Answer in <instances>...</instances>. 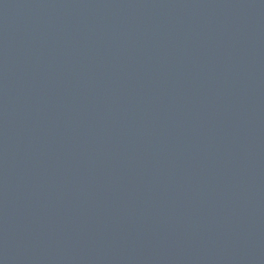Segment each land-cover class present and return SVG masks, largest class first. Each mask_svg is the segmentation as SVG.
I'll return each instance as SVG.
<instances>
[{"label": "water", "instance_id": "95a60500", "mask_svg": "<svg viewBox=\"0 0 264 264\" xmlns=\"http://www.w3.org/2000/svg\"><path fill=\"white\" fill-rule=\"evenodd\" d=\"M0 264H264V0H0Z\"/></svg>", "mask_w": 264, "mask_h": 264}]
</instances>
